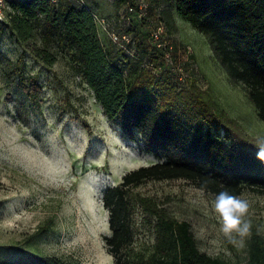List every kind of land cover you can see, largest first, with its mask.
Wrapping results in <instances>:
<instances>
[{"label":"trees","instance_id":"obj_1","mask_svg":"<svg viewBox=\"0 0 264 264\" xmlns=\"http://www.w3.org/2000/svg\"><path fill=\"white\" fill-rule=\"evenodd\" d=\"M145 1L147 10L140 13V0H110L115 15H104L113 28L132 37L130 55L109 34L108 42L101 38L94 19V14H101L82 0H13L7 21H0V63L5 32L45 66L57 61L58 52L64 53L104 114L157 158L126 172L103 192L111 230L104 240L115 264H264V236L258 232L248 240L247 260L231 263L202 251L188 221L172 218L150 197L131 193L149 180L172 179H184L227 200L246 187L264 190V142L245 134L238 121L215 108L195 84L181 86L179 73H173L164 57L166 50L173 49L171 42L159 47L152 36L159 25L167 34L176 30L175 16L188 22L207 38L230 79L244 86L264 121V0ZM25 64L22 52L14 71L26 93L36 99L39 76L27 74ZM136 205L154 219L150 223L155 241L148 252L133 247ZM22 251L21 260H0V264H80Z\"/></svg>","mask_w":264,"mask_h":264},{"label":"rangeland","instance_id":"obj_2","mask_svg":"<svg viewBox=\"0 0 264 264\" xmlns=\"http://www.w3.org/2000/svg\"><path fill=\"white\" fill-rule=\"evenodd\" d=\"M82 1L101 16L115 15L110 0ZM175 20L177 29L169 34L165 29L162 41L172 44L173 73H179L181 86L195 84L245 134L264 142V121L244 86L230 79L202 33L178 16ZM97 26L108 42V32ZM1 51L0 260H21L27 249L80 264H115L104 240L111 230L103 192L126 172L157 158L104 114L67 55L58 52L57 61L45 66L9 32L2 36ZM22 52L26 73L39 76L36 99L14 71ZM131 193L150 197L172 218L188 221L202 251L231 263L247 260L253 232L264 236V190L246 187L227 200L172 179L149 180ZM150 221L154 219L136 205V251L148 252L155 241Z\"/></svg>","mask_w":264,"mask_h":264},{"label":"built area","instance_id":"obj_3","mask_svg":"<svg viewBox=\"0 0 264 264\" xmlns=\"http://www.w3.org/2000/svg\"><path fill=\"white\" fill-rule=\"evenodd\" d=\"M11 1L13 0H0V20L6 18V11L10 8ZM147 6L148 5L145 0H140L139 2L140 13H145V11L147 10ZM131 9L132 8H130V10ZM94 19L102 27V29L108 32L113 43H115L119 48L125 49L130 55H133L134 44L133 47L128 46L134 42L130 34L113 28L111 22L105 16L94 14ZM163 32H164V27L162 25H159L152 30L153 39L159 47L165 46V42H162ZM164 57L167 63H169L170 66H172V69H175L174 68L175 65L173 63V58L170 49L166 50ZM149 64H150L149 67H151L153 71H156V67H154L153 63L149 62Z\"/></svg>","mask_w":264,"mask_h":264}]
</instances>
